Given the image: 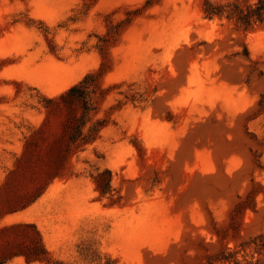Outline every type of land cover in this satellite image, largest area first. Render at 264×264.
Wrapping results in <instances>:
<instances>
[{"label": "rangeland", "instance_id": "rangeland-1", "mask_svg": "<svg viewBox=\"0 0 264 264\" xmlns=\"http://www.w3.org/2000/svg\"><path fill=\"white\" fill-rule=\"evenodd\" d=\"M200 7L0 0V264H264V25Z\"/></svg>", "mask_w": 264, "mask_h": 264}, {"label": "trees", "instance_id": "trees-1", "mask_svg": "<svg viewBox=\"0 0 264 264\" xmlns=\"http://www.w3.org/2000/svg\"><path fill=\"white\" fill-rule=\"evenodd\" d=\"M201 12L203 19L211 21L214 19L223 20L231 23L236 30L241 32L252 31L264 25V0H228L226 2H217L215 0H201ZM94 74L86 75L78 84L71 87L60 99L65 97H73L80 101L82 112L84 113L89 107L91 87L93 86L92 79ZM96 123H99L97 121ZM86 123H83V127ZM71 143L83 148L87 141L82 131L79 130V135L71 140ZM26 225V224H18ZM42 239L40 240V242ZM40 250L50 257V253L45 248L43 242L40 243ZM30 260V262H32Z\"/></svg>", "mask_w": 264, "mask_h": 264}, {"label": "crops", "instance_id": "crops-1", "mask_svg": "<svg viewBox=\"0 0 264 264\" xmlns=\"http://www.w3.org/2000/svg\"><path fill=\"white\" fill-rule=\"evenodd\" d=\"M52 186H53V184H50V186H48V188L46 189L44 194L37 197L29 206L23 208L22 210L4 213L3 216L0 218V221L8 220V219H13V221H15V220L21 221L18 223L11 224L9 226L18 225V224H26V225L33 224V225H35L34 223H24L22 221H29L28 218L31 216L32 212L37 211L40 208V206L42 205L43 200L45 198V195H47L51 191ZM35 226H37V224Z\"/></svg>", "mask_w": 264, "mask_h": 264}]
</instances>
